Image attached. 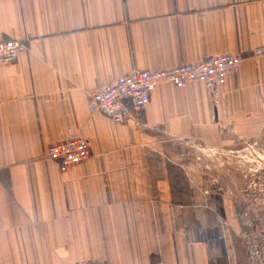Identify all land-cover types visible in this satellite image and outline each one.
Returning a JSON list of instances; mask_svg holds the SVG:
<instances>
[{"label":"crops","instance_id":"0c3cea01","mask_svg":"<svg viewBox=\"0 0 264 264\" xmlns=\"http://www.w3.org/2000/svg\"><path fill=\"white\" fill-rule=\"evenodd\" d=\"M8 39L27 50L0 66V264H241L233 193L202 182L196 152L264 131V0H0ZM222 54L245 60L218 105L196 81L159 84L139 127L88 109L134 69ZM75 136L92 154L63 170L47 146Z\"/></svg>","mask_w":264,"mask_h":264},{"label":"built area","instance_id":"2783aa9c","mask_svg":"<svg viewBox=\"0 0 264 264\" xmlns=\"http://www.w3.org/2000/svg\"><path fill=\"white\" fill-rule=\"evenodd\" d=\"M26 50L27 46L21 40H0V66L10 63ZM249 59L255 62L264 60V45L254 47ZM244 60L240 55L222 54L169 69H134L92 92L87 106L91 114L101 113L116 124L131 120L139 127L142 126L139 115L150 104L152 93L159 84L168 83L183 88L196 81L204 83L213 102L218 105L227 74L236 70ZM92 148L90 138L75 136L51 142L47 146L46 157L57 161L65 170L85 162L91 156ZM217 181L214 179L212 182ZM77 264L106 263L83 260Z\"/></svg>","mask_w":264,"mask_h":264},{"label":"rangeland","instance_id":"374dc122","mask_svg":"<svg viewBox=\"0 0 264 264\" xmlns=\"http://www.w3.org/2000/svg\"><path fill=\"white\" fill-rule=\"evenodd\" d=\"M234 150L207 153L197 149L196 174L219 193H233L238 228L243 231L238 242L244 255L241 264H264V131L260 138ZM244 218L249 222L241 223Z\"/></svg>","mask_w":264,"mask_h":264}]
</instances>
